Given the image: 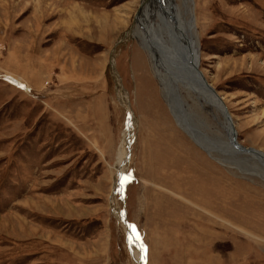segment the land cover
<instances>
[{"label": "rangeland", "instance_id": "rangeland-1", "mask_svg": "<svg viewBox=\"0 0 264 264\" xmlns=\"http://www.w3.org/2000/svg\"><path fill=\"white\" fill-rule=\"evenodd\" d=\"M145 1L0 0V264H137L113 206L141 264H264V171L211 156L173 116L133 30ZM190 3L199 67L238 141L264 152V0ZM184 93L204 142L230 144L222 114Z\"/></svg>", "mask_w": 264, "mask_h": 264}, {"label": "bare ground", "instance_id": "bare-ground-1", "mask_svg": "<svg viewBox=\"0 0 264 264\" xmlns=\"http://www.w3.org/2000/svg\"><path fill=\"white\" fill-rule=\"evenodd\" d=\"M153 1H155V2H153ZM190 1L191 0H184L183 1V7L179 6L177 8L176 7L177 6L176 0H168V1H166V0H146L145 3L148 2L149 5H148V7H146V5L144 3L143 7L145 8V10H144L143 16H141L137 19V24L134 25L133 30H135L134 32H135L136 36H140V38L142 37L143 43L145 44L147 49H149V51L151 52L150 55H151V58L153 60V69H154V72L156 74L157 79L159 80V82L162 85L164 97L166 100L169 101L172 110H174V111H172V112H174L173 116L176 115V118L178 119L179 124L190 135V137L193 138L198 143V145L200 147L206 149V151L211 156L216 155L218 153L220 154V152H222V154H220V155L218 154V155L220 156L219 158L224 161V163H227L229 165L231 164L232 166L234 165L235 167L237 166V167H239L242 170L247 171V172L248 171L254 172V170L252 168H256V167H260L261 169H259V170L264 171V169H263L264 168V160L262 161L260 158H258L259 155L257 153L250 152V151H248V152L245 151L246 153L240 152L239 149L237 148V146L235 145L234 141H232L231 125L229 123V120L225 116V108L228 109V107H227L224 99L222 98L223 100H218L217 98L213 97L212 93L209 91V89L204 87L202 80L197 78L195 76L194 72L190 71V69L189 70L181 69L182 68V57H183V54H182L183 46L179 43L178 39L174 36V34L171 30L172 25L169 22V13L165 12L164 11L165 9L162 6H161L162 7L161 8L160 4L163 3L166 8H171V12L174 13V11H175V13H177L178 17L180 18V22L184 23V25H185L186 32H188L191 35V41H192V44H194L193 45L194 49L198 50L197 49L198 42L196 40H194V36H193V35H196V32H197L196 19H195L194 10H193L192 4H191L192 2L190 3ZM152 7H155V8H152ZM158 7H160V8H158ZM148 8H151L152 12H151V10L148 11ZM153 9H156V11H153ZM152 13H153V16L155 18L163 20L165 22L166 28H164L163 24H161V29H163V30L167 29V32H166V34L168 33L167 41L164 40V38H165L164 35L161 36L160 34H158L157 28L153 27L154 25L152 23ZM140 22L144 26H146L145 30L149 26H150V28L153 27L152 29L154 31V34H152L151 32H149L147 34H145V32H144V34H143L142 30L144 29V27H141L142 25ZM160 38H162V41ZM167 45H169L170 50H167ZM114 70L116 73L115 67H114ZM116 76L119 77V75L117 73H116ZM117 80H118V84L121 85L122 83H121L120 79H117ZM120 85H119V87L123 86V85H121V86ZM118 90H119V92H118L119 95H121V96L124 95V89L123 88H121V89L119 88ZM184 91L186 93H188V97L192 98L195 102H198L199 105L204 106L203 105L204 103L206 105L207 104L211 105L214 108H216L222 114V116L224 117L223 118L224 119V121H223L224 126L226 127V129L228 130V133L230 134V144L222 143L221 145L218 146V145H208L206 142H204V140L202 139L203 138L202 135L203 136L205 135L207 137V139L210 140L209 135H207V133L204 132L203 129H201L202 130V133H201L198 128H194L192 124L187 122V120L191 121L192 116H190L191 114L189 115L186 108H184L186 106L187 107L190 106L189 102L185 99L187 94H185ZM179 103H181V105H179ZM229 113H230V111H229ZM131 116H134V115L132 114ZM129 118H130V116H129ZM231 118H232V116H231ZM232 122L234 123L233 118H232ZM136 123L137 122L132 119L130 126L128 124L126 127V130L129 128V131L125 130L126 132H125L124 138H123V148H125V151L123 150L124 151L123 154L118 159L117 167L115 168L116 174L114 173L115 177H117V179H116L117 182L115 184L116 190H117V185H118L119 189H122L121 185L124 182V180H123L124 176H125V174L127 175L126 169H124L125 164H127V162H128L126 151H127V148L129 147V144L133 140L134 127H135ZM234 126H235V123H234ZM213 146L216 147L215 150H214ZM219 149H221V150H219ZM258 151H261V150H258ZM228 154L233 155V156L236 155V157L230 158ZM239 156H242L241 158H245L246 156H248V158H245V159L250 160L251 162L250 161L249 162L251 164L253 162L252 165H254V166L247 167V168L242 166L241 164L238 163L239 160H241V158ZM219 158H217V159H219ZM237 159H239V160H237ZM122 173H124V175ZM113 189H114V187H113ZM113 209H115V215H117L118 217L119 216L121 217V223L125 228V232H127V243L129 245V248L131 247L130 250H131L132 255L135 259V262L137 264H140L139 263V257L140 256H139V248L138 247L141 246L140 245L141 243L138 241V244L140 243L139 244L140 246H139V245H137V241H131L130 242V240H129V237H130V235H128V227L129 226L125 222V220H126V215L124 214L125 209L124 208L123 209L122 208L117 209L114 206H113ZM207 211H209V210H207ZM137 231H138V229H137Z\"/></svg>", "mask_w": 264, "mask_h": 264}, {"label": "water", "instance_id": "water-1", "mask_svg": "<svg viewBox=\"0 0 264 264\" xmlns=\"http://www.w3.org/2000/svg\"><path fill=\"white\" fill-rule=\"evenodd\" d=\"M166 1H168V0H166ZM160 6H162L165 9L164 10L165 12L169 13V22L172 25L171 30H172L174 36L178 39L179 43L183 46V48H182L183 57H182V68L181 69H183V70H189L190 69V71L194 72V74L197 78L202 80L204 87L209 89V91L212 93L213 97L217 98L218 100H223L221 95L217 92V90L213 87V85H211L209 83V81L205 77L203 71L200 69V67H199V53H198L199 50L194 49V46H193L194 44H192V41H191V35L188 32H186V28H185L184 23L180 22V18L178 17L177 13H175V11H174V13L171 12V8H166L163 3L160 4ZM121 87L123 88V86H121ZM125 92H127V91H125ZM128 110L130 113L131 109H128ZM225 116L227 117V119L229 120V123L231 125L232 141H234V143L237 146V148L239 149V151L244 152V153H246L245 151L257 153L259 155L258 158H260L263 161L264 160V152L258 151L257 149H254L252 147H246L238 141L237 131L235 129L234 123L232 122L231 114L229 113V110L227 108H225ZM122 174L124 175V173H122ZM120 190H122V189H120ZM124 211H125L124 214L126 215L125 222L128 224V226L134 225L127 218V210L125 209ZM113 212L115 214V209H113ZM119 219L121 220L120 216H119ZM126 234H127V232H126ZM128 235H130V236L133 235V232H132L130 227H128ZM141 257H142V251L140 253V259L142 260ZM140 264H141V261H140Z\"/></svg>", "mask_w": 264, "mask_h": 264}, {"label": "snow or ice", "instance_id": "snow-or-ice-1", "mask_svg": "<svg viewBox=\"0 0 264 264\" xmlns=\"http://www.w3.org/2000/svg\"><path fill=\"white\" fill-rule=\"evenodd\" d=\"M129 227L131 228L132 232H133V235L129 237V240L130 242L131 241H140V235H139V232L137 231L136 229V226L135 225H129ZM141 251L142 252H146V248L143 244H141Z\"/></svg>", "mask_w": 264, "mask_h": 264}]
</instances>
